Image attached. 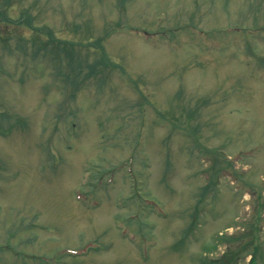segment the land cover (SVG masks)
I'll return each mask as SVG.
<instances>
[{
	"label": "rangeland",
	"instance_id": "obj_1",
	"mask_svg": "<svg viewBox=\"0 0 264 264\" xmlns=\"http://www.w3.org/2000/svg\"><path fill=\"white\" fill-rule=\"evenodd\" d=\"M263 211L264 0H0V264H264Z\"/></svg>",
	"mask_w": 264,
	"mask_h": 264
},
{
	"label": "bare ground",
	"instance_id": "obj_2",
	"mask_svg": "<svg viewBox=\"0 0 264 264\" xmlns=\"http://www.w3.org/2000/svg\"><path fill=\"white\" fill-rule=\"evenodd\" d=\"M91 253L88 254V256H90Z\"/></svg>",
	"mask_w": 264,
	"mask_h": 264
}]
</instances>
